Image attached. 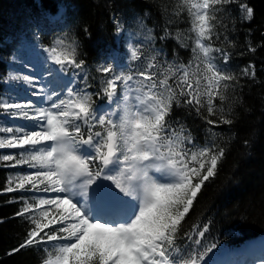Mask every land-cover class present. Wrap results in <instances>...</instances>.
Here are the masks:
<instances>
[{"label": "snow or ice", "instance_id": "obj_1", "mask_svg": "<svg viewBox=\"0 0 264 264\" xmlns=\"http://www.w3.org/2000/svg\"><path fill=\"white\" fill-rule=\"evenodd\" d=\"M236 2L178 0L176 14L187 11L193 19L191 46L167 30L153 35L144 17L136 18L143 35L136 41L140 47L131 46L127 63L118 64L115 58L99 63L95 91L97 77L80 57L78 43H65L66 38L42 48L45 61L51 62L46 82L43 74H8V82L28 86L29 99H0V110L34 125H0V133L6 134L0 136V149L20 150L0 153V161L28 169L0 189V194L20 193L15 215L31 225L10 255L35 248L46 254L42 264H207L216 248L204 242L208 227L193 224L185 231L183 225L225 153L214 142L198 147L173 112L194 111L213 137V128L233 123L223 108L217 115L216 101L227 98L239 76L230 70L226 47L213 45L231 42L221 31H226L223 18ZM240 8L241 19L254 17L248 4ZM116 32L123 36L127 29L117 21ZM157 36L175 39L179 48L191 47L190 61H181L178 52L169 61L168 53L155 47ZM34 40H39L38 33ZM17 59L25 70L34 68L13 57ZM240 76L255 79V65L243 68ZM64 78V86L49 88ZM37 99L43 104L37 105ZM101 178L119 189L131 211L114 207L99 212L90 206V190Z\"/></svg>", "mask_w": 264, "mask_h": 264}, {"label": "trees", "instance_id": "obj_2", "mask_svg": "<svg viewBox=\"0 0 264 264\" xmlns=\"http://www.w3.org/2000/svg\"><path fill=\"white\" fill-rule=\"evenodd\" d=\"M242 3L254 9L251 20L241 19ZM177 4L178 0H0V99L7 90L13 52L22 41L34 40L36 31L38 42L43 45L52 46L58 38H66L65 43L76 41L80 57L92 73L117 47V21L131 26L143 37L135 20L144 17L153 35L162 36L167 30L173 36L181 35L191 46L193 19L187 11L177 15ZM60 5L66 7L67 25L57 30L49 26L44 16L47 12L56 13ZM230 8L228 16L223 18L226 31L222 30L221 34L228 35L231 42L214 45L226 47L231 54L230 70L239 76V84L227 91V98L216 101L217 115H221L219 108H223V115L233 123L213 128V137L207 132L209 126L205 120L194 111L175 109L173 112V118L191 131L198 147L214 142L224 149L217 175L205 182L183 225L185 231L193 224L206 225L204 242L216 246L232 245L243 238L264 234V0H237ZM250 46L255 48L254 52L249 50ZM155 47L163 48L169 61L177 52L181 61L191 59V47L179 48L175 39L162 41L157 36ZM249 64L255 65V79L240 76ZM4 119V110H0V125ZM11 151L0 149V153ZM7 163L10 162L0 161V189L10 177L24 172V167L10 168L6 167ZM19 195L18 192L0 194V264H42L46 255L43 250L28 248L10 255L24 242L31 227L28 221L15 215L21 207L16 199ZM232 228L240 236L232 235Z\"/></svg>", "mask_w": 264, "mask_h": 264}, {"label": "rangeland", "instance_id": "obj_3", "mask_svg": "<svg viewBox=\"0 0 264 264\" xmlns=\"http://www.w3.org/2000/svg\"><path fill=\"white\" fill-rule=\"evenodd\" d=\"M58 11H59V14H63L65 12V9L63 7H61L60 9H58ZM53 19L56 20L58 18L55 17ZM117 36H118V38L122 39L121 35L117 34ZM46 55H47L46 53H43L42 48H32L29 46H22L21 48L18 49L17 52H15V54L11 58V62L14 63L16 65V67L13 70H11L10 72L18 71L20 73H25V71H28L36 77H40L43 74L45 77V82H46L47 81L46 69L49 66H51L50 61L49 62L45 61ZM13 57H17V58L22 57V59L25 63H28V64L34 66V68H30L28 70H25L23 67H21V61L19 59L14 61ZM66 83H67V78H64L63 80H57V81L51 82V84H49V88L62 87ZM8 88H9L8 94L2 100L8 101V100L29 99L28 86L26 84H24L22 81L8 82ZM36 104L41 105V104H43V101L37 99ZM5 114H6V112H5ZM7 117H8V115H7ZM14 125L15 126L22 125V126H25L28 128L34 127L32 122H30V121H26L22 118H14L13 119V118H9V117L7 118V122L3 126H14ZM105 181L106 180H104V182ZM101 187L104 189L105 194L110 193L112 195V192L109 191V187H103V186H101ZM116 193L118 196L123 197L119 193V190H117ZM124 202H126V203H123V202H121V203H123L126 206V211H128L129 208L132 209V204L128 201L127 198H124Z\"/></svg>", "mask_w": 264, "mask_h": 264}]
</instances>
